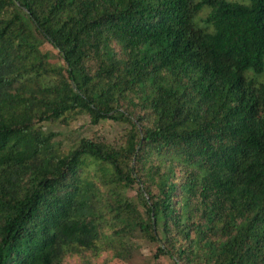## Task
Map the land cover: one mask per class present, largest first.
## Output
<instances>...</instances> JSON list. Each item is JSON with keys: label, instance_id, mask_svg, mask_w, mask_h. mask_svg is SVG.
Here are the masks:
<instances>
[{"label": "trees", "instance_id": "obj_1", "mask_svg": "<svg viewBox=\"0 0 264 264\" xmlns=\"http://www.w3.org/2000/svg\"><path fill=\"white\" fill-rule=\"evenodd\" d=\"M247 71L264 0H0V264H264ZM81 118L120 136L45 126Z\"/></svg>", "mask_w": 264, "mask_h": 264}, {"label": "rangeland", "instance_id": "obj_2", "mask_svg": "<svg viewBox=\"0 0 264 264\" xmlns=\"http://www.w3.org/2000/svg\"><path fill=\"white\" fill-rule=\"evenodd\" d=\"M232 1H246V0H232ZM208 13L207 9H203L200 14L195 18L196 23L202 26L201 19H203ZM245 77L251 79L257 83H264V72L262 74H255L253 71H247L244 73ZM88 119L81 118L76 122H72L69 127H62L59 125L51 126L50 124H45L46 128L51 130H58L62 133V147L63 149L70 146L76 140L80 139L82 136L91 137L95 133H99L107 137L108 140H114L117 136H120L119 129L112 125L110 122L102 123L99 126L92 127L88 124ZM132 194L131 192L129 195ZM156 245L151 244L140 250H133L130 259H127L120 264H174L171 260L167 258H160L158 261H154L153 254L155 252Z\"/></svg>", "mask_w": 264, "mask_h": 264}]
</instances>
